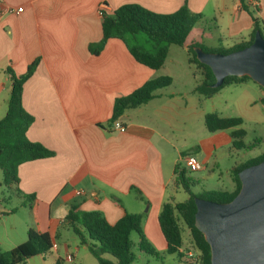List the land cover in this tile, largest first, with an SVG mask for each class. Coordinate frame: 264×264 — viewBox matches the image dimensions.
Listing matches in <instances>:
<instances>
[{
  "label": "crops",
  "instance_id": "crops-1",
  "mask_svg": "<svg viewBox=\"0 0 264 264\" xmlns=\"http://www.w3.org/2000/svg\"><path fill=\"white\" fill-rule=\"evenodd\" d=\"M129 3L157 13H172L186 4L201 14L185 46L197 42L230 48L246 42L255 18L264 36V0H1L3 7H22V11L0 16V119L9 95L7 69L21 75L39 58L22 87V106L33 116L26 136L54 152L17 169L14 195L21 202L29 201L27 195L34 196L29 201L34 222L27 230L35 226L53 240L50 254L35 255L26 264H53L56 258L62 264H98L64 219L72 205L100 211L110 224L125 213H140L146 239L152 235L166 251L157 216L164 202L175 201L179 189L173 169L176 164L183 167L182 127L191 116L209 112L194 91L197 82L164 72L171 46L157 70L135 61L115 38L107 40L97 55L89 52L88 45L101 38V12L111 13ZM159 76H169L171 84L157 89L146 103L124 110L117 118L124 131L111 129L114 99ZM263 96L260 89L257 99L264 108ZM248 105L256 106L257 100H249ZM233 117L244 122L241 114ZM39 208L45 210L42 229L36 214ZM9 210L0 208V215Z\"/></svg>",
  "mask_w": 264,
  "mask_h": 264
},
{
  "label": "trees",
  "instance_id": "trees-1",
  "mask_svg": "<svg viewBox=\"0 0 264 264\" xmlns=\"http://www.w3.org/2000/svg\"><path fill=\"white\" fill-rule=\"evenodd\" d=\"M239 1L243 2V0ZM101 15V38L88 45V50L93 55H97L103 49L107 40L115 38L123 42L135 61L157 70L163 65L171 45L185 47L188 64L193 65L196 73L201 76L194 91L204 98L213 96L226 85L251 80L247 75L226 76L219 87H212L215 81L214 75L207 65L196 59L193 47L199 46L204 51L219 53L242 49L253 41L257 30L261 33L259 21L256 18L253 19L254 25L248 41L230 48H209L197 42L185 46L192 28L202 18L201 14L190 11L186 4L172 13H157L139 4L129 3L119 6L111 13L102 11ZM38 61L39 58L34 59L21 75H16L11 69H7L10 75L9 95L5 114L0 119V169L3 174L0 184L10 189L13 187V190H16L18 183L17 169L20 164L54 155L52 150L38 142L30 141L26 136L27 129L33 122V116L22 106V87L23 83L33 74ZM170 84L169 76H159L145 81L131 94L115 98L108 121L109 126L111 127V124L124 110L146 103L154 96L157 89ZM260 88L264 91L262 87ZM260 102L264 106V96ZM242 123L241 117H222L215 112L204 115V126L209 132L231 129L232 146L237 149L245 148L241 140L245 130L237 128ZM235 127L236 129H232ZM263 159L264 152L230 169L234 183L232 191L219 189L205 190L200 193H194L191 190L195 181L189 179L184 167L176 164L173 169V182L186 192L187 198L180 202H164L158 213L157 221L166 242V254H175L179 260L184 257L183 231L187 230L190 243L198 254L196 264H210L209 245L194 225L196 211L194 198L200 197L218 203L230 201L240 188L238 172ZM25 198L31 201L34 196L27 195ZM14 211L15 209H10L2 214L7 215ZM64 219L69 223L79 242L86 245L98 264H131L135 259L132 250L133 242L130 238L132 232L138 236L137 244L141 252L156 254L143 234L140 213H125L115 223L110 224L100 211L78 210L75 205H72ZM26 235L24 242L0 252V264H26V261L35 255L45 256L51 253L53 240L48 232L28 228ZM104 254L112 259L104 257ZM53 264H62V260L56 258Z\"/></svg>",
  "mask_w": 264,
  "mask_h": 264
},
{
  "label": "rangeland",
  "instance_id": "rangeland-1",
  "mask_svg": "<svg viewBox=\"0 0 264 264\" xmlns=\"http://www.w3.org/2000/svg\"><path fill=\"white\" fill-rule=\"evenodd\" d=\"M196 31V29L192 31L189 39L195 36ZM164 72H171L177 76H188L192 84L198 83L201 79L200 74L196 73L195 67L188 64L186 51L177 45H171L170 58L164 65ZM9 84L10 81L8 87ZM220 89L217 94L211 96L212 98H204L200 95L202 101H204L203 110L215 112L218 115L221 113L220 116L222 117L243 115L244 122L237 128L245 130V134L241 138L245 148L237 149L232 146L231 129L209 132L203 124L204 116L201 113H198L196 117L191 116V119L186 123V127H182L184 140H182L181 144L183 145L180 150L184 151V155L193 156L202 166L201 169L192 171L183 165L189 179L195 181V184L191 187L194 193L205 190H233L234 183L230 175V169L264 152V108L258 103L257 99L261 89L260 86L249 80L248 86L230 84ZM251 99L257 100L256 106L250 107L248 105V101ZM232 129H236V127ZM2 179L3 174L0 169V183ZM196 181L198 182L196 183ZM174 198L175 201L173 202H180L187 198V194L179 186ZM0 200L4 204V207L1 206L0 208L15 209V212L11 214L0 215V250L3 252L16 246V243L20 244L26 240L27 227L34 222V219L29 201L21 202L14 195L12 188L0 184ZM36 214L37 218L40 219L41 227L39 228L42 229L45 210L39 208ZM33 228L36 231V227L33 226ZM137 238V234L132 232V250L135 259L131 264H196L198 254L190 243L187 230L183 231L182 250L192 253V256L188 259L183 257L179 260L175 254H166L165 249L160 247L159 242L152 235L147 240L156 254L150 255L141 252L138 248ZM58 242L61 243V240L58 239Z\"/></svg>",
  "mask_w": 264,
  "mask_h": 264
},
{
  "label": "water",
  "instance_id": "water-1",
  "mask_svg": "<svg viewBox=\"0 0 264 264\" xmlns=\"http://www.w3.org/2000/svg\"><path fill=\"white\" fill-rule=\"evenodd\" d=\"M196 59L207 65L219 87L226 76L247 75L264 89V37L229 53L207 52L199 46ZM240 188L228 202L194 198V225L210 248V264H264V159L238 172Z\"/></svg>",
  "mask_w": 264,
  "mask_h": 264
},
{
  "label": "built area",
  "instance_id": "built-area-1",
  "mask_svg": "<svg viewBox=\"0 0 264 264\" xmlns=\"http://www.w3.org/2000/svg\"><path fill=\"white\" fill-rule=\"evenodd\" d=\"M22 11V7H17V8H13V7H3L1 4V0H0V16L4 13H19ZM102 13V12H101ZM111 129L113 130H117V131H124L125 128L117 121L115 120L112 124H111ZM183 161V165L188 167L190 170H199L202 168L201 164L191 155H184L181 159ZM184 253V257L186 259L190 258L192 256L191 252H183Z\"/></svg>",
  "mask_w": 264,
  "mask_h": 264
}]
</instances>
